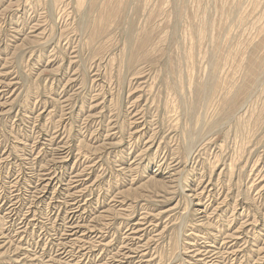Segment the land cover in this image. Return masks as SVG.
<instances>
[{
	"label": "rangeland",
	"instance_id": "374dc122",
	"mask_svg": "<svg viewBox=\"0 0 264 264\" xmlns=\"http://www.w3.org/2000/svg\"><path fill=\"white\" fill-rule=\"evenodd\" d=\"M263 258L264 0H0V264Z\"/></svg>",
	"mask_w": 264,
	"mask_h": 264
},
{
	"label": "bare ground",
	"instance_id": "6f19581e",
	"mask_svg": "<svg viewBox=\"0 0 264 264\" xmlns=\"http://www.w3.org/2000/svg\"><path fill=\"white\" fill-rule=\"evenodd\" d=\"M48 2V1H47ZM62 4V3H61ZM21 9V8H20ZM64 9V8H63ZM69 9V8H68ZM60 11V10H59ZM65 11V10H64ZM64 13V12H63ZM143 118V117H142ZM155 138V137H154ZM196 145V143H195ZM192 148V146H190ZM193 149V148H192ZM201 149V148H200ZM195 150V149H194ZM190 151V150H189ZM191 153V152H190ZM50 167V166H49ZM35 175V174H34ZM33 175V176H34ZM39 181V180H38ZM44 181V180H43ZM77 185V184H76ZM69 187V186H68ZM15 191V190H14ZM85 193V192H84ZM35 195V194H34ZM76 200V199H75ZM60 202V201H59ZM78 203V202H77ZM14 207V206H13ZM62 210V209H61ZM61 212V211H60ZM84 214V213H83ZM19 217V216H18ZM51 217V216H50ZM37 219V218H36ZM64 224V223H63ZM53 225V224H52ZM93 243V242H92ZM48 245V244H47ZM45 247V246H44ZM74 249V248H73ZM87 254V253H86ZM212 256V255H211ZM261 259V258H260ZM264 259V258H263ZM264 261V260H263Z\"/></svg>",
	"mask_w": 264,
	"mask_h": 264
}]
</instances>
